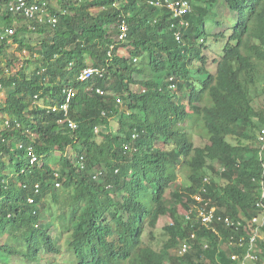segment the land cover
Returning a JSON list of instances; mask_svg holds the SVG:
<instances>
[{
	"label": "trees",
	"instance_id": "trees-1",
	"mask_svg": "<svg viewBox=\"0 0 264 264\" xmlns=\"http://www.w3.org/2000/svg\"><path fill=\"white\" fill-rule=\"evenodd\" d=\"M10 1L0 0V32L15 24ZM56 2L55 26L34 23L32 29L20 18L11 37L37 66L29 77L3 78L0 87L7 92L0 101V252L36 262L44 251L59 253L41 222L47 211L70 231L72 264H229L237 250L229 240L244 229L202 225L195 196L217 206L218 215L259 213L264 109L254 102L256 91L264 90V0H222L238 23L213 70L201 45L209 7L219 0L193 3L182 40L171 11L154 0ZM122 24L128 32L119 40ZM33 32L44 36L35 45L24 37ZM7 41L0 39L6 58ZM122 46L131 47L130 55L118 53ZM89 59L106 72L80 82ZM192 60L200 65L191 68ZM70 86L76 95L67 116L60 105ZM88 87H102L105 94L88 93ZM196 134L208 143L197 146ZM181 164L191 170L188 183L173 190L180 199H168ZM94 170L102 174L94 178ZM58 182L71 190L69 196L57 192ZM48 195L55 212L45 202ZM179 205L192 213L191 220L181 218ZM166 217L172 220L168 225ZM160 226L168 238L157 249L145 235L148 227ZM185 244L189 250L181 254ZM258 247L264 259V241ZM0 264L7 262L0 257Z\"/></svg>",
	"mask_w": 264,
	"mask_h": 264
},
{
	"label": "rangeland",
	"instance_id": "rangeland-1",
	"mask_svg": "<svg viewBox=\"0 0 264 264\" xmlns=\"http://www.w3.org/2000/svg\"><path fill=\"white\" fill-rule=\"evenodd\" d=\"M50 3L52 6H58L56 0H51ZM221 4L222 0H219V2L216 4L217 6L209 7L210 12L206 18V31L208 35L205 37L207 38V41L203 42V44L205 43L204 45H201L203 55L207 56L209 61L208 68H210L211 70H213L215 66L214 58H218V56H221L223 54L224 47L229 42L230 34L233 32L234 27L238 23L237 13L232 11L226 4ZM222 33H225V37L222 36ZM40 38L42 37L36 36V34L32 35L31 42L38 43ZM130 49V46H122L118 49V53L120 55H130ZM29 55V51H21L18 46L10 47L8 49L7 58L0 55V87L3 83V78L5 80L11 76H17V73H22L28 77L31 75V73L36 69L37 63L29 64ZM92 63L93 62L89 59V64ZM198 65H200L198 64V61L192 60L190 67L197 68ZM194 73L197 74V72ZM175 74L178 73L175 71L174 75ZM41 76H43V74ZM157 77H164V73L157 74ZM5 90L6 89L0 92V101H5V99L7 98V92ZM255 95L256 101L254 102V106L257 109H264V90L262 89V87L261 89L256 91ZM114 119L112 123L114 127L117 128L118 119ZM228 140L230 142L237 143V139L233 136H229ZM195 142L197 146H204L206 143H208V140L203 138L200 134H196ZM158 144L164 146L162 142H158ZM56 154L60 155V152L56 151ZM190 171L191 170L189 169V167L185 164H181L179 166V177L173 187L168 189V199H180L181 194L177 192V190L180 185L188 183V175L190 174ZM209 175H212V173H210ZM174 189L177 190L173 191ZM57 192L64 197H67L71 194V190L64 188L62 184H60L59 186L57 185ZM172 192L173 194H170ZM45 202L47 203V205H49V209L52 212L56 211L55 202L52 199L51 195L46 196ZM179 209L181 211V218H184V216L186 215V210L182 209V206L180 205ZM55 215L56 214H54L53 216ZM53 216L49 212L45 211L41 215V222L43 227H45L55 239L56 246L59 249V253L52 254L44 251L42 255L43 257L39 262L30 261L20 256H9L8 254H4L1 252L0 257L4 261H6L7 264H72V261L75 260V256L68 248V242L71 239L70 231H64L60 224V221L57 222L53 220ZM170 222H172L170 217L164 218V224L168 225ZM145 236L147 240H151L153 246L157 249L163 247L168 238V235L165 233L163 226L157 228L148 227ZM261 259L264 260L263 258ZM262 264H264V261H262Z\"/></svg>",
	"mask_w": 264,
	"mask_h": 264
},
{
	"label": "built area",
	"instance_id": "built-area-1",
	"mask_svg": "<svg viewBox=\"0 0 264 264\" xmlns=\"http://www.w3.org/2000/svg\"><path fill=\"white\" fill-rule=\"evenodd\" d=\"M154 4L157 6L168 8L171 11L174 20L178 21V24L175 22L173 24V28L176 29L175 35L178 40H182L183 32L189 26V20L185 18V14L192 10V2L190 0H154ZM51 7L52 6L49 0H11L7 6V10L15 17V19L19 20L20 18H23L29 23L30 28L33 29L36 27L34 23H38L41 25L49 24L51 26H55L57 24L58 17L52 12ZM16 30V25L5 28L4 31L0 32V39H7L9 41L11 37L15 34ZM127 32L128 29L126 24H122L119 40H124L127 37ZM105 72L106 68L90 65L80 72L78 79L80 82H88L95 77L104 76ZM86 91L88 93H92L95 91L98 94H105V90L102 87H88ZM75 95V87H69L65 90V100L62 105H60V109L63 110L67 116L71 108V101L74 99ZM67 122L71 128H78V123L76 121L68 119ZM259 140L262 142L264 147V127L260 131ZM37 160L38 156L33 154L31 163L34 164ZM101 174L102 172H99L97 175L95 174L94 177L96 178ZM206 181H209L208 177L206 178ZM57 184L60 185V183ZM38 190L39 184L36 185V191ZM196 199L199 202L203 201V198L200 195H197ZM197 215L198 218H201V223L203 225L211 228L212 222L216 217V210L214 207H209L207 204H205L202 207L198 208ZM187 217L189 218L190 215L188 214ZM218 218L220 220L224 219L227 225L232 224L229 218H223L222 216H218ZM194 236L195 234H192V237ZM231 239L233 240L231 241V243L235 241L240 246H244L245 244L244 237L236 239L232 236ZM254 239L255 236L251 238V244L254 242ZM188 250L189 246L188 244H185L181 249L180 253H186ZM250 255L251 254L249 252L245 258H248ZM233 257L238 258V255H234ZM242 264H246V261H242Z\"/></svg>",
	"mask_w": 264,
	"mask_h": 264
},
{
	"label": "clouds",
	"instance_id": "clouds-1",
	"mask_svg": "<svg viewBox=\"0 0 264 264\" xmlns=\"http://www.w3.org/2000/svg\"><path fill=\"white\" fill-rule=\"evenodd\" d=\"M192 2V5L194 2H196L197 0H190ZM193 9V8H192ZM192 11V10H191ZM190 11V12H191ZM188 20V19H187ZM190 22V21H189ZM184 34V32H183ZM263 128V127H262ZM261 128V129H262ZM99 131V128H98ZM261 131V130H260ZM260 134V132H259ZM259 136V135H258ZM259 139V138H258ZM260 141V140H259ZM261 142V141H260ZM262 144V142H261ZM263 146V144H262ZM264 148V147H263ZM36 155V154H35ZM37 156V155H36ZM83 159V158H82ZM38 161V160H37ZM36 161V162H37ZM95 173H99L98 171H95ZM95 178V177H94ZM207 178V177H206ZM205 178V181H206ZM209 178V177H208ZM210 181V178H209ZM206 181V182H209ZM60 183V182H58ZM61 184V183H60ZM37 185V184H36ZM58 185V184H57ZM59 186V185H58ZM36 189V186H35ZM40 191V189L38 190ZM197 196V195H196ZM195 196V197H196ZM201 196V195H200ZM33 201V199H31ZM30 200V201H31ZM203 205L207 204L209 207H214L216 212L218 211L217 206L215 205H211L209 204L207 201H202L200 202ZM256 207L259 208V213L253 215V216H242L240 218H233L230 217L229 215H218L216 214V217L214 219V221L212 222V227L211 229L218 231V226L217 223H224L227 227H232L235 229H240L243 228L244 229V233L240 236H236V235H232L234 238L239 239L240 237H244L245 238V244L244 246H240L238 243H236L235 241L233 243H231V241H233L232 239L229 240V244L235 248H237V250H235V252L230 254V263L229 264H242V261H246V264H257L256 262L258 260H260L261 258V254L259 251V247L258 244L260 241H264V189H262L261 191V197L257 200L256 202ZM200 208V207H199ZM188 214L190 215V217L188 218ZM191 212H189L188 210H186V215L185 218L187 220H191L192 216H191ZM198 216V215H197ZM218 216H222L223 218H229L232 222L231 225H227L225 223V220H220L218 218ZM202 224V223H201ZM203 225V224H202ZM205 226V225H204ZM207 227V226H206ZM251 227V230H249V228ZM209 228V227H208ZM195 234V233H192ZM192 234H191V238H192ZM231 236V237H232ZM255 236L254 242L251 244V238ZM189 246V245H188ZM183 248V247H182ZM239 248H245L244 250H239ZM181 251V250H180ZM250 252V256L248 258H245L246 255ZM234 255H238V258H234Z\"/></svg>",
	"mask_w": 264,
	"mask_h": 264
},
{
	"label": "crops",
	"instance_id": "crops-1",
	"mask_svg": "<svg viewBox=\"0 0 264 264\" xmlns=\"http://www.w3.org/2000/svg\"><path fill=\"white\" fill-rule=\"evenodd\" d=\"M18 22H19V20H17V19H15V24L16 25H18ZM14 24V25H15ZM36 34V36H40V37H42V38H40V40L38 41V43L41 41V40H43L44 39V36L43 35H41V34H39V33H28V34H25V41L26 42H29L31 45H35V44H37V43H33V42H31V38H32V35H35ZM6 49L8 50L10 47H15V46H18V43L14 40V38H11L8 42H6ZM24 51H29L28 49H24ZM1 55V54H0ZM3 56V55H2ZM88 63H89V61H88ZM90 65H93V64H89V66ZM70 87H73V86H70ZM67 88H69V87H67ZM67 88H65V90L67 89ZM96 132H99L98 131V129H96Z\"/></svg>",
	"mask_w": 264,
	"mask_h": 264
}]
</instances>
